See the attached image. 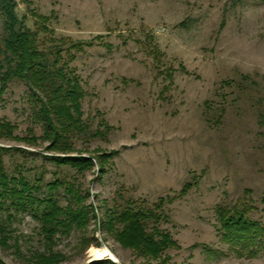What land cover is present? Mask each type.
<instances>
[{"label": "rangeland", "instance_id": "1", "mask_svg": "<svg viewBox=\"0 0 264 264\" xmlns=\"http://www.w3.org/2000/svg\"><path fill=\"white\" fill-rule=\"evenodd\" d=\"M16 2L28 27L34 28L32 13L44 15L50 36L65 39L64 50L79 45L71 48L69 67L84 92L82 118L89 132L101 134L72 137V154L105 160L102 171L94 159L80 173L51 160L58 153L39 138L27 86L11 81L0 120L15 125L17 138L0 140L12 147L3 164L31 189L21 205L4 200L0 262L87 264L100 260H91L89 249L105 246L116 264H143L107 224L115 205L134 200L159 206L158 227L177 243L165 252L174 264H264V236L256 247L231 245L218 217L219 208L243 206L264 226V0ZM47 37L39 34L40 47L50 44ZM30 135L35 141L19 139ZM55 179L62 184L51 190ZM67 183L81 195L87 221L58 228L49 241L40 220L44 203L32 197L43 200L51 190L66 207ZM251 249L256 254L248 255Z\"/></svg>", "mask_w": 264, "mask_h": 264}, {"label": "trees", "instance_id": "2", "mask_svg": "<svg viewBox=\"0 0 264 264\" xmlns=\"http://www.w3.org/2000/svg\"><path fill=\"white\" fill-rule=\"evenodd\" d=\"M16 0H0V18L3 24V33L0 34V101L8 84L13 80L23 82L28 89V100L31 103V119L39 123L42 128L40 139L47 142L46 150L58 154L51 155L50 159L57 164H68L77 172L90 170L97 167L102 171L105 155H84L81 152L73 155L71 138L83 137L87 140L101 134V131L89 132L88 125L82 118L81 100L84 92L78 76L69 67L73 58L71 48H79L78 44L71 43L63 48L64 38L55 39L50 35L46 22L48 17L32 13L35 17L34 28L26 25L25 16L18 17ZM46 33L50 44L40 47L39 34ZM63 50L66 57L62 54ZM15 125L0 120V140L16 139L13 136ZM27 143L35 141L34 136L21 137ZM12 147L0 144V212L4 209V200L8 196L17 199L21 205L24 192H29L31 186L24 177L19 179L9 177L4 169L3 155ZM20 184L9 187L11 182ZM62 181L55 179L47 184L49 189H54ZM50 192L43 200L33 198L38 206L44 203L40 220L42 230L50 240L58 228H69L73 225L80 227L87 221L88 210L83 207L82 197L74 188V184L67 183L65 192L69 195L66 207L58 205ZM30 194L28 193L26 198ZM31 199V198H30ZM75 204V207H73ZM159 206L151 207L137 204L134 200H126L124 205H115L110 212L108 227L113 232V237L123 247L130 248L143 259V264H174L170 261L166 250L176 248L177 243L168 232L162 231L158 223L162 218L158 212ZM249 209L243 206L232 208H219L218 217L224 232L222 238L231 245L240 244L242 248L255 246L264 236V226L252 221L248 214ZM114 224L116 227H114ZM1 242V241H0ZM237 253H240L235 249ZM248 255L256 254V249L247 251ZM45 262H50L48 260ZM0 264H3L0 262ZM87 264H116L109 259L91 261Z\"/></svg>", "mask_w": 264, "mask_h": 264}, {"label": "bare ground", "instance_id": "3", "mask_svg": "<svg viewBox=\"0 0 264 264\" xmlns=\"http://www.w3.org/2000/svg\"><path fill=\"white\" fill-rule=\"evenodd\" d=\"M89 253V257L91 258V260H95V259H102L105 257H110L111 259H113L114 261H116V256L109 251V249L105 246H101V247H91L88 251Z\"/></svg>", "mask_w": 264, "mask_h": 264}, {"label": "water", "instance_id": "4", "mask_svg": "<svg viewBox=\"0 0 264 264\" xmlns=\"http://www.w3.org/2000/svg\"><path fill=\"white\" fill-rule=\"evenodd\" d=\"M108 259L112 260L113 262H115L113 259H111L110 257H107Z\"/></svg>", "mask_w": 264, "mask_h": 264}]
</instances>
